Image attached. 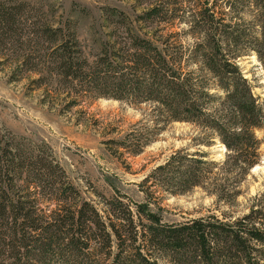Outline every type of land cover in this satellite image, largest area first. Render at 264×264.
Listing matches in <instances>:
<instances>
[{
	"label": "trees",
	"instance_id": "16d2710c",
	"mask_svg": "<svg viewBox=\"0 0 264 264\" xmlns=\"http://www.w3.org/2000/svg\"><path fill=\"white\" fill-rule=\"evenodd\" d=\"M121 2L74 3L66 15L60 5L0 0L3 65L51 110L87 116L100 99L148 106L150 124L106 142L119 158L140 155L162 123L193 125L226 157L175 152L136 184L142 203L111 184L115 196L94 190L96 201L47 142L0 129V264H264V191L240 216L170 223L160 213L166 194L198 188L234 207L261 161L264 100L238 59L254 53L264 69V0Z\"/></svg>",
	"mask_w": 264,
	"mask_h": 264
},
{
	"label": "rangeland",
	"instance_id": "374dc122",
	"mask_svg": "<svg viewBox=\"0 0 264 264\" xmlns=\"http://www.w3.org/2000/svg\"><path fill=\"white\" fill-rule=\"evenodd\" d=\"M32 3L62 6L66 15L72 4L77 3L91 9L108 3L124 6L120 0H27ZM81 20V19H80ZM83 40L90 37L92 20L80 22ZM0 58V129L7 128L16 134L33 140H43L53 149L57 160L67 172L74 186L89 199L100 201L95 191L107 198L115 196L114 188L127 195L134 202L142 203L144 196L136 184L140 183L156 167L163 165L175 152L186 150L189 154L206 153L210 161L222 162L226 157L219 140H212L208 146L206 133L186 123H162L161 133L155 142L140 155L117 157L108 149L107 141L123 140L136 126L150 124L151 109L142 105L132 106L116 100L100 99L89 108L84 116L74 109L63 113L60 107L50 109L41 103L42 92L30 93L27 80L15 82L9 65H3ZM245 77L252 83L254 93L264 100V69L252 53L238 59ZM264 141V133L261 134ZM123 152V150H120ZM261 161L247 176L241 186L237 204H219L214 196L202 189L184 195L166 194L160 212L166 222L205 217L222 212L234 216L249 212L252 199L264 191V142L261 147ZM111 184V185H110Z\"/></svg>",
	"mask_w": 264,
	"mask_h": 264
},
{
	"label": "bare ground",
	"instance_id": "6f19581e",
	"mask_svg": "<svg viewBox=\"0 0 264 264\" xmlns=\"http://www.w3.org/2000/svg\"><path fill=\"white\" fill-rule=\"evenodd\" d=\"M257 169V168H256ZM256 169H254V170H256Z\"/></svg>",
	"mask_w": 264,
	"mask_h": 264
}]
</instances>
